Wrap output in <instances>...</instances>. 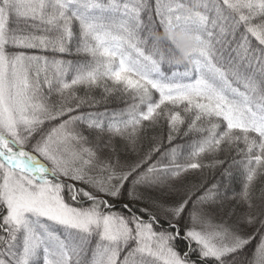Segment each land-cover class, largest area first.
<instances>
[{"label": "snow or ice", "instance_id": "6c2138e0", "mask_svg": "<svg viewBox=\"0 0 264 264\" xmlns=\"http://www.w3.org/2000/svg\"><path fill=\"white\" fill-rule=\"evenodd\" d=\"M0 264H264V0H0Z\"/></svg>", "mask_w": 264, "mask_h": 264}, {"label": "clouds", "instance_id": "9594fccd", "mask_svg": "<svg viewBox=\"0 0 264 264\" xmlns=\"http://www.w3.org/2000/svg\"><path fill=\"white\" fill-rule=\"evenodd\" d=\"M155 39L168 41L173 45L175 48L174 62L177 64L187 63L190 59V53L200 44L196 33L175 27L165 28L156 33Z\"/></svg>", "mask_w": 264, "mask_h": 264}, {"label": "trees", "instance_id": "16d2710c", "mask_svg": "<svg viewBox=\"0 0 264 264\" xmlns=\"http://www.w3.org/2000/svg\"><path fill=\"white\" fill-rule=\"evenodd\" d=\"M147 17H148V14L145 13L144 16H143V19H144V21H145L146 24H147V22H148ZM153 19H154V20L156 21V23L158 24V18L155 17V14H154V13H153ZM32 23H33L32 21H25L24 19H19V20H17V19H15V18H13V20H12V22H11V26H12L13 28L18 27V28H20L21 30H24V31H31V30H32V28H31ZM161 31H162V30H161ZM32 51H33V52H36V54H40V53L38 52V50H32ZM67 58H68V59H75V57H67ZM181 70H182V68H181ZM165 71L170 72L171 70L168 69L167 67H165ZM95 95H97V97H99V95H100L99 90H97V92L95 93ZM157 96H158V94H157ZM126 100H128V97L125 96V95H123V94H121L119 91H117V92H115L114 94H112L111 96L108 97V99H107V101H106V103H105L104 106L107 107V108H109V109H116V110H119V109L125 107V101H126ZM149 134H150V133H149ZM183 142H184L183 140L180 141V143H183ZM116 146H117V149H118V150L121 149V148H122V142H121L120 140H117V141H116ZM224 155H225V154L222 153V154H221V158H223ZM229 155H231V154H229ZM226 166H227V165H225V167H226ZM208 175H211V174L208 173ZM215 175H216L217 178H221V177H220V170H219V169L216 170ZM216 219L219 220L220 217L217 216Z\"/></svg>", "mask_w": 264, "mask_h": 264}]
</instances>
